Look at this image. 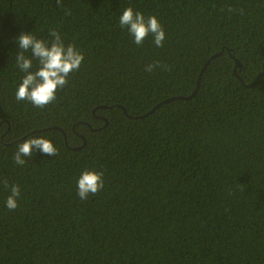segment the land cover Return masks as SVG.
<instances>
[{"label":"trees","instance_id":"16d2710c","mask_svg":"<svg viewBox=\"0 0 264 264\" xmlns=\"http://www.w3.org/2000/svg\"><path fill=\"white\" fill-rule=\"evenodd\" d=\"M61 4L0 0V264H264V0ZM128 6L158 19L162 47L120 27ZM52 29L84 60L41 109L15 98L17 38ZM35 136L57 155L16 165ZM85 169L104 187L81 200Z\"/></svg>","mask_w":264,"mask_h":264},{"label":"clouds","instance_id":"9594fccd","mask_svg":"<svg viewBox=\"0 0 264 264\" xmlns=\"http://www.w3.org/2000/svg\"><path fill=\"white\" fill-rule=\"evenodd\" d=\"M57 5L62 6L61 0H57ZM229 11L233 9L229 8ZM69 14L65 12V15ZM119 25L121 28H127L136 45H141L151 34L154 44L157 47L163 46L165 32L154 15L145 18L140 11H134L131 6H128L119 17ZM50 36L51 41H45L37 39L29 32L21 33L17 38L18 48L22 51L17 52L16 65L25 75L17 87L15 98L18 101H28L34 107L41 109L55 101L57 90L67 85L69 74L78 70L84 60L83 53L73 44L65 46L55 29L50 30ZM29 50L31 56L38 61L39 66L35 71H30L32 59L25 56V52ZM157 67H161L159 61L146 65L145 71L152 72ZM162 67L165 71L170 70L168 66ZM34 149L47 156L57 155V149L49 139L43 136L29 137L17 144L12 157L14 163L24 165L26 163L24 157H32ZM2 183L10 193L5 201L6 207L9 210H15L18 207L17 199L21 195L20 187L17 184L9 187L7 179H4ZM103 187L102 172L85 169L77 179V195L81 200L88 199L89 194L95 195Z\"/></svg>","mask_w":264,"mask_h":264},{"label":"water","instance_id":"95a60500","mask_svg":"<svg viewBox=\"0 0 264 264\" xmlns=\"http://www.w3.org/2000/svg\"><path fill=\"white\" fill-rule=\"evenodd\" d=\"M236 65H235V69H234V76L236 77V78H239L238 76H237V74H236V69L237 68H239L240 67V64L238 63V61H236V63H235ZM201 74H202V71H201ZM260 75H264V73H262V74H260ZM259 77L260 76H258L255 80H254V82H252V84H250L249 86H252V85H254L257 81H258V79H259ZM195 94V92L191 95V97L193 96ZM179 99H185V98H179ZM171 100V99H170ZM170 100H166L164 103H166V102H168V101H170ZM158 106H156L155 108H157ZM154 108V109H155ZM123 112L125 113V110L123 109ZM151 113V112H150Z\"/></svg>","mask_w":264,"mask_h":264}]
</instances>
